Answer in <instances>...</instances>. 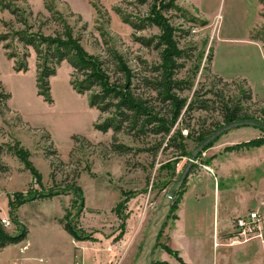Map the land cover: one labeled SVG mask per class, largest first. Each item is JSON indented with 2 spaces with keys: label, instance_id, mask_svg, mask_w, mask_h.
<instances>
[{
  "label": "rangeland",
  "instance_id": "rangeland-1",
  "mask_svg": "<svg viewBox=\"0 0 264 264\" xmlns=\"http://www.w3.org/2000/svg\"><path fill=\"white\" fill-rule=\"evenodd\" d=\"M6 1L34 15L47 16L43 0ZM52 1L80 40L82 51L102 61L112 79L119 78L112 57L115 51L135 74V93L155 95L144 88L140 78L156 76L151 69L160 63L161 48L153 44L146 48L134 37L150 39L159 36L160 31L149 26L136 32L115 11L120 8L134 17H145L151 0L143 6L136 0ZM176 4L195 19L186 20L176 11L163 13L175 29L179 49L189 55L181 61L184 67L176 78L191 82L192 88L177 93L188 102L195 101L194 106L209 99L206 110L194 108L184 116L182 135L222 127L225 103L239 107L241 113L256 121L264 120L261 0H176ZM2 20L13 22V17L0 10ZM14 28L19 26L14 24ZM16 47L21 51L20 45ZM29 51L28 71L17 73L0 43V91L11 95L6 102H0V220L10 222L8 227H1L10 235L18 234L21 226L28 232L24 241L0 252V264H10L15 258L17 264H71L75 256L81 264H134L154 211L197 144L186 140V151L179 154L174 148H165L163 143L153 156L146 149L155 146L160 138L136 142L120 133L117 143L133 151L123 155L113 152V131L102 134L94 129V124L104 121L108 113L90 108L88 93L80 95L72 89L69 64L62 62L49 78L52 103L37 96L36 59ZM73 136L78 140H72ZM252 141L264 142V132L253 127L233 129L196 158L182 185L183 193L173 198L153 251L152 264H264V242L255 240L229 246L236 215L225 221L223 231L220 224L216 229L217 215L227 204L245 211L242 215L245 216L261 201L262 209L256 211L260 210L258 213L264 220V144L248 146ZM235 146L239 147L230 149ZM71 187H77L80 194L77 191L75 195ZM47 192L61 193L49 200H29ZM194 193L199 201L189 199L184 208V197ZM82 200L83 207L77 216ZM181 205L185 230L200 236L201 251L192 254L186 250L187 262L168 246V231L174 226ZM11 213L17 223L11 221ZM66 217L72 219L71 225L82 231L83 236H88L86 241H80L89 248L86 258L79 248L72 253L70 236L62 225ZM220 248L230 250V254L225 252L227 256L221 263ZM168 249L175 251L177 257Z\"/></svg>",
  "mask_w": 264,
  "mask_h": 264
},
{
  "label": "trees",
  "instance_id": "trees-1",
  "mask_svg": "<svg viewBox=\"0 0 264 264\" xmlns=\"http://www.w3.org/2000/svg\"><path fill=\"white\" fill-rule=\"evenodd\" d=\"M147 1L136 0L140 6L146 4ZM261 2L264 4V0H261ZM43 7L47 16L41 13L34 15L30 10H22L12 2L0 0V10L7 11L13 17V22L3 20L0 22L2 28L0 43L6 52L5 55L7 59L13 60L15 72L26 73L28 71L27 59L30 57L29 50L34 53L37 96L48 104L52 103L49 78L56 74V68L62 62L69 64L72 68V81L70 82L72 89L80 95L88 93L89 107L101 114L108 113L109 115L104 121L95 123L94 129L102 134L107 133L109 130L113 131L111 144L113 152L123 155L133 151L132 148L117 143V135L125 133L136 142H144L150 137L160 138L155 146L146 149V151L152 152L153 156L160 150L163 143L165 148H174L179 154H184L186 140L199 144L218 129L217 127L214 131L201 130L197 133L191 131L186 136L181 133L180 126L183 123L184 116L194 108L196 110H206L209 107V99L199 101L197 106H194L195 101L188 102L187 98L180 97L177 93L192 88L191 82L176 78L177 72L184 67V63L181 61L189 58V55L186 51L179 49L174 36L175 29L168 24V20L163 13L176 11L186 20L193 22L195 19L190 18L187 11L176 4V0H151L148 15L145 17H134V15L127 14L120 8L115 9L122 22L129 25L136 32L143 31L149 26H154L160 31L159 36L150 39L134 37V40L146 48L151 47L152 44L156 48H161L160 63L151 69L152 74H156V76L140 78L144 88L148 92L154 93V96L135 93V74L123 57L115 51L112 53V57L119 78L112 79L103 67L102 61L88 56L82 51L79 46L80 40L75 37L73 29L66 18L54 7L53 1L43 0ZM30 20L33 22L30 23ZM14 24L18 25L19 28H14ZM202 24H205V22L203 21ZM50 26H53V29ZM47 31H51V33L47 34ZM16 45L21 46V51ZM10 97L9 93L0 91V102H6ZM246 98L249 99L250 96L248 95ZM222 110L225 124L240 120H257L250 115L241 113L242 110L237 106L229 107L227 103L223 105ZM259 121L264 123V120ZM262 131L264 132V130ZM71 138L74 141L78 140L76 136ZM212 143L204 150L210 148ZM247 144L248 146H259L264 142L252 141ZM238 147L235 146L230 149L235 150ZM1 153L2 148L0 146ZM201 154L202 152L198 157ZM70 189L75 192V195L80 194L77 187H71ZM60 193L47 192L37 197H30L29 200L49 199L58 196ZM182 193L183 188L181 187L175 196ZM82 207L83 200L82 205L78 208L77 216ZM10 216L11 221L17 223L12 213ZM66 218L62 222L64 230L73 240L86 241L88 236H83L82 231L71 225L72 219ZM26 236L27 230L23 226H21L18 234L10 235L0 225V250L8 245H15L24 241ZM167 251L175 257L178 255L171 249Z\"/></svg>",
  "mask_w": 264,
  "mask_h": 264
},
{
  "label": "water",
  "instance_id": "water-1",
  "mask_svg": "<svg viewBox=\"0 0 264 264\" xmlns=\"http://www.w3.org/2000/svg\"><path fill=\"white\" fill-rule=\"evenodd\" d=\"M240 127H253V128L264 130V123L260 121H256V120H240V121H235V122H231L228 124H224L222 127L212 132L202 142H200L193 148L178 179L174 182L173 186L170 188L167 194L163 197L158 207L154 211L148 223V226H147V229L144 235V239L142 241L139 255L134 261V264H152L153 251L158 241V238L161 234L166 218L170 212L173 198L176 192H178L181 189L183 183L188 178L190 170L193 164L195 163L198 155L201 152H203V150L210 143L218 139L220 136H222L223 134L233 129H237Z\"/></svg>",
  "mask_w": 264,
  "mask_h": 264
},
{
  "label": "crops",
  "instance_id": "crops-1",
  "mask_svg": "<svg viewBox=\"0 0 264 264\" xmlns=\"http://www.w3.org/2000/svg\"><path fill=\"white\" fill-rule=\"evenodd\" d=\"M219 165H220V163H219ZM219 165H217V166H219ZM196 195L197 194L194 193L192 196L190 195L191 198L190 197H188V198L184 197V199H183L184 208L187 207V201L189 199L192 200L193 202L199 201L196 199V197H195ZM183 206L182 205L180 206L179 212H178V218H177L176 222L174 223V226L172 227V229L170 231H168V239H169L168 240V246L171 249L178 251L180 253V256L183 258L184 262H187V260H186L187 258L185 255L186 250L191 251L192 254L199 253L201 250H200V236H197V234H193L197 237L190 235L187 233V231L184 228V224L186 221L183 219V210H184ZM262 206H263L262 202L258 201L257 203H255V207H256L255 210H250V211H256V209H262ZM236 208H237L236 206L232 207L231 205L227 204L226 207H224V209H222V213L220 214V216L217 215V218H216V208L214 207V210H215L214 211V218H216V226H217L216 229L217 230L219 228L218 224H220V229L223 231L225 229V221L228 220L231 216L236 215L235 218H237V217L242 216L246 213L245 211L241 212L240 210H238ZM259 211L260 210H257V212H259ZM214 218H213L212 230H213L214 223H215ZM230 228H232V225ZM229 233H227V234H229ZM212 238H213V236H212V232H211V234L208 235V239L210 240V243L212 242ZM69 241H70V244L72 245V253L74 251V248H79V250H80L79 253L80 254L84 253L83 255L86 258L87 254H88L87 250L89 249L86 246V243L80 242V241L76 242L72 239L71 236L69 237ZM221 241H223V240H221ZM221 241H220V243H221ZM254 242H256V241H254ZM221 245H223V244H221ZM11 246L10 245L6 246L5 248L1 249L0 252H3L4 250L11 248ZM24 248H25V246H23L22 249H24ZM233 251H236V250H232V252ZM225 252H229V254H230L229 249H226V251H225L223 248H220V263H221L222 258L223 257L225 258V256H227L225 254ZM17 262L18 261L15 258L10 262V264H17ZM72 262H73V260L71 258V264H73Z\"/></svg>",
  "mask_w": 264,
  "mask_h": 264
},
{
  "label": "built area",
  "instance_id": "built-area-1",
  "mask_svg": "<svg viewBox=\"0 0 264 264\" xmlns=\"http://www.w3.org/2000/svg\"><path fill=\"white\" fill-rule=\"evenodd\" d=\"M0 222L2 227L10 225L7 219H1ZM255 240L264 242V220L261 215L257 211H249L247 215L235 218L229 246L246 244ZM73 264H81L77 256Z\"/></svg>",
  "mask_w": 264,
  "mask_h": 264
}]
</instances>
